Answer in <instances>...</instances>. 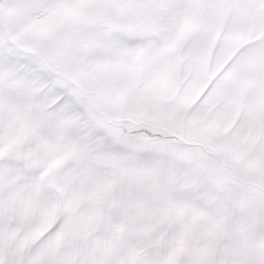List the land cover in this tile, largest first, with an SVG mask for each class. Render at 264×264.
<instances>
[{
  "label": "snow or ice",
  "instance_id": "1",
  "mask_svg": "<svg viewBox=\"0 0 264 264\" xmlns=\"http://www.w3.org/2000/svg\"><path fill=\"white\" fill-rule=\"evenodd\" d=\"M0 264H264V0H0Z\"/></svg>",
  "mask_w": 264,
  "mask_h": 264
}]
</instances>
